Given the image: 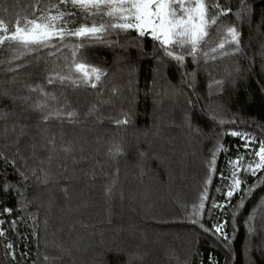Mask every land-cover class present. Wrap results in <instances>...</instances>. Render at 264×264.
<instances>
[{"label":"trees","instance_id":"trees-1","mask_svg":"<svg viewBox=\"0 0 264 264\" xmlns=\"http://www.w3.org/2000/svg\"><path fill=\"white\" fill-rule=\"evenodd\" d=\"M211 4L228 14L203 51L229 27L238 44L178 63L116 31L82 50L105 72L96 89L48 83L66 48L0 49V264H264V169L245 170L264 140V0ZM36 6L0 0V19L14 29ZM57 109L78 116L43 120Z\"/></svg>","mask_w":264,"mask_h":264},{"label":"snow or ice","instance_id":"snow-or-ice-1","mask_svg":"<svg viewBox=\"0 0 264 264\" xmlns=\"http://www.w3.org/2000/svg\"><path fill=\"white\" fill-rule=\"evenodd\" d=\"M40 3L41 0H36L37 6L33 9L32 18L23 23L18 20L14 29L0 19V49L7 44L10 50L16 53L14 59L44 48H55L56 51H61V48L68 49L70 56H64V67L67 71L58 65L54 66V75L48 78L49 84L58 82L65 87L90 86L96 89L105 72L83 59L82 50L92 44L106 43L107 37L116 31L133 30L138 36L150 34L159 42L164 54L178 63L184 61L185 54L192 56L194 60L199 55L207 58L210 53L223 50L226 44L239 43L237 29L229 27L227 34L231 40L221 39L210 51H203L211 39L209 30L219 23L220 15L228 14L226 10H221L215 15H210V6L219 7L211 4V0H49L44 8L39 6ZM77 19L81 21L79 24L76 23ZM49 55L54 57L56 53L50 52ZM212 58L215 59V56ZM32 90L43 91L39 86ZM44 95L56 99L50 94ZM44 107L45 105L39 103L33 105L38 111ZM92 112L90 109L89 114ZM77 116L76 111L65 112L57 109L42 118L45 121L51 118H66L71 123ZM127 122V119L116 121L117 124ZM232 135L241 134L233 132ZM119 152L117 147L116 153ZM255 155L259 157V163L252 162L255 166L249 164L245 169L252 171L253 175L264 169V140L259 142V151L255 152ZM240 184L241 181L236 179L227 196L232 197ZM203 206L202 197L199 208ZM215 206L213 204V207ZM198 210L194 209L193 213V223L196 224H199V218L195 214ZM201 227L206 232L227 238L223 225H214L212 229L204 228L203 225Z\"/></svg>","mask_w":264,"mask_h":264},{"label":"rangeland","instance_id":"rangeland-1","mask_svg":"<svg viewBox=\"0 0 264 264\" xmlns=\"http://www.w3.org/2000/svg\"><path fill=\"white\" fill-rule=\"evenodd\" d=\"M147 36H149V37H151L152 38V36L149 34V35H147Z\"/></svg>","mask_w":264,"mask_h":264}]
</instances>
